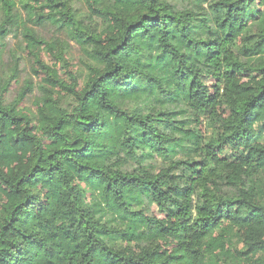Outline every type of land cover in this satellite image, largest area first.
I'll list each match as a JSON object with an SVG mask.
<instances>
[{
  "label": "trees",
  "instance_id": "16d2710c",
  "mask_svg": "<svg viewBox=\"0 0 264 264\" xmlns=\"http://www.w3.org/2000/svg\"><path fill=\"white\" fill-rule=\"evenodd\" d=\"M0 48V264H264V0H0Z\"/></svg>",
  "mask_w": 264,
  "mask_h": 264
},
{
  "label": "rangeland",
  "instance_id": "374dc122",
  "mask_svg": "<svg viewBox=\"0 0 264 264\" xmlns=\"http://www.w3.org/2000/svg\"><path fill=\"white\" fill-rule=\"evenodd\" d=\"M52 30L50 27H47V29L41 30V32L47 36L48 38H51L52 36ZM17 40L14 38L10 37L7 41V46L9 49H12L16 46ZM72 48H71V54L68 60V69L67 71L62 69V65L58 62H55L50 55L45 54L43 57L46 63L53 69L56 70L57 72L65 73V72H70L73 73L77 72L78 70L81 72L82 70V56L79 51L78 46L75 43H71ZM8 49L2 50L0 48V61L4 62L6 65H3L0 67V69H10L12 67L11 63H9L8 57H7ZM23 58L20 62V73H19V80L14 81L10 87L9 94L7 95L6 100L8 102H11L17 95L18 90L23 86L24 81L27 79L32 80L34 83L40 82L43 78V75L41 73V70L32 62L31 58L25 54L23 55ZM22 110H24L28 114H34L36 112V107L32 105V102L27 100L26 102L21 104ZM216 158H227L225 155V151H217L215 152ZM157 213L159 211L156 210ZM160 215V214H159ZM161 218L163 216L160 215ZM165 219V218H164Z\"/></svg>",
  "mask_w": 264,
  "mask_h": 264
}]
</instances>
